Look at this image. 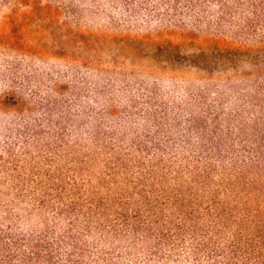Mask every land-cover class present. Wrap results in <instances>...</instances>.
<instances>
[{
	"label": "trees",
	"instance_id": "16d2710c",
	"mask_svg": "<svg viewBox=\"0 0 264 264\" xmlns=\"http://www.w3.org/2000/svg\"><path fill=\"white\" fill-rule=\"evenodd\" d=\"M0 264H264V0H0Z\"/></svg>",
	"mask_w": 264,
	"mask_h": 264
},
{
	"label": "rangeland",
	"instance_id": "374dc122",
	"mask_svg": "<svg viewBox=\"0 0 264 264\" xmlns=\"http://www.w3.org/2000/svg\"><path fill=\"white\" fill-rule=\"evenodd\" d=\"M138 38V35H132ZM145 49L164 64L173 63L199 67L207 64L230 65L233 61L243 63L250 56V50L235 44L214 39H196L187 34H160L139 37ZM129 49V48H128ZM126 48V52H128Z\"/></svg>",
	"mask_w": 264,
	"mask_h": 264
}]
</instances>
